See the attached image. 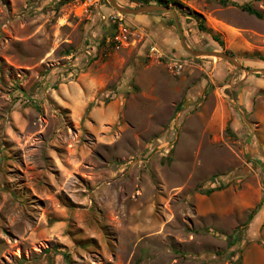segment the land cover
<instances>
[{"label": "rangeland", "instance_id": "rangeland-1", "mask_svg": "<svg viewBox=\"0 0 264 264\" xmlns=\"http://www.w3.org/2000/svg\"><path fill=\"white\" fill-rule=\"evenodd\" d=\"M146 1L173 8L190 48L264 69V0ZM64 254L264 264V72L190 55L169 11L0 0V264Z\"/></svg>", "mask_w": 264, "mask_h": 264}, {"label": "water", "instance_id": "water-1", "mask_svg": "<svg viewBox=\"0 0 264 264\" xmlns=\"http://www.w3.org/2000/svg\"><path fill=\"white\" fill-rule=\"evenodd\" d=\"M110 5L119 13L122 14H138V13H144V12H150V11H157V10H163V11H169L173 15V19L175 22V26L177 28L180 42L183 48L192 56H215L221 59H224L228 62H230L233 66L244 70L245 72H258L263 71L264 69L260 68H248L241 64L237 58H235L231 53L225 52V51H219V50H206V49H193L190 48L185 40V37L183 35V31L180 27V23L178 21V18L176 14L174 13L173 8L169 4H159V3H144L136 7H130V6H123L116 2V0H108Z\"/></svg>", "mask_w": 264, "mask_h": 264}, {"label": "built area", "instance_id": "built-area-1", "mask_svg": "<svg viewBox=\"0 0 264 264\" xmlns=\"http://www.w3.org/2000/svg\"><path fill=\"white\" fill-rule=\"evenodd\" d=\"M87 1H90V0H85V3ZM114 17H117L116 24L118 27V31L112 37L110 38L108 37L107 39H111L116 46H120L123 43L124 44L127 43V35L131 33L129 29L126 27V25L121 21L122 19L121 15L115 14ZM147 50H148V53L152 56H155V57L162 56V52L160 51L158 46L152 42L150 43ZM168 62L170 63V66H173L177 70H179V68L185 63V61L183 59L181 60V58L179 57H173V58L169 57Z\"/></svg>", "mask_w": 264, "mask_h": 264}, {"label": "trees", "instance_id": "trees-1", "mask_svg": "<svg viewBox=\"0 0 264 264\" xmlns=\"http://www.w3.org/2000/svg\"><path fill=\"white\" fill-rule=\"evenodd\" d=\"M166 1H168V2H171L172 0H166ZM221 2H223V3H226V2H228L229 0H220ZM144 3H146L147 1L145 0V1H143ZM158 3H161V1L160 2H158ZM230 3L231 4H236L235 2H233V1H230ZM241 9H243V10H245L246 12H248V13H251V14H254L255 16H257V17H261V12L259 11V10H257V9H255V8H253L250 4H240V5H238ZM199 15V14H198ZM200 17H199V28L200 29H203V24H202V16L201 15H199ZM225 52H228V53H230L229 51H225ZM260 59H262V58H260ZM258 205L259 204H257V207H258ZM257 209L258 208H254L253 210V213H255L256 211H257ZM64 257H65V259H66V261H67V263L68 264H70V262L68 261V258H67V254H64ZM237 264H240V262H237Z\"/></svg>", "mask_w": 264, "mask_h": 264}]
</instances>
